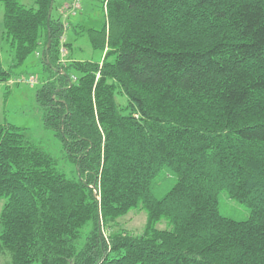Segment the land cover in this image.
<instances>
[{
  "label": "trees",
  "instance_id": "obj_1",
  "mask_svg": "<svg viewBox=\"0 0 264 264\" xmlns=\"http://www.w3.org/2000/svg\"><path fill=\"white\" fill-rule=\"evenodd\" d=\"M0 1L13 66L36 54L48 73L35 101L70 166L0 124L11 264H264V0H104L86 29L101 61L64 63L54 0ZM220 192L249 217L220 214ZM131 210L140 233L120 226Z\"/></svg>",
  "mask_w": 264,
  "mask_h": 264
},
{
  "label": "rangeland",
  "instance_id": "obj_2",
  "mask_svg": "<svg viewBox=\"0 0 264 264\" xmlns=\"http://www.w3.org/2000/svg\"><path fill=\"white\" fill-rule=\"evenodd\" d=\"M27 7L34 6L33 0H20ZM76 0H54L51 14L58 17L64 24V32L60 42L67 49L65 58L77 61L99 62L103 51L94 48L86 32L88 28L100 29L105 22L104 0H80L78 7H73ZM3 13L4 6L0 1V60L5 69L12 71V76L6 82H0V124H11L22 128L25 134L39 142L40 147L58 160L59 169L69 174L70 166L63 161L61 142L53 133L44 128L41 119V109L35 101V91L40 84V79L48 75L41 68L36 54H31L20 65L13 66V52L8 41L3 38ZM35 76L36 84L17 82L16 79ZM116 102L121 106L126 105L124 94H114ZM165 177L154 188L157 197L167 192L175 182L174 175L164 171ZM4 199L0 198V211ZM218 210L220 214L235 220H246L250 211L243 203L229 198L226 192L218 194ZM147 220L146 212L131 210L119 219L120 226L127 231L140 233ZM159 228L165 227V222L158 224ZM0 264H11L10 255L0 252Z\"/></svg>",
  "mask_w": 264,
  "mask_h": 264
},
{
  "label": "built area",
  "instance_id": "obj_3",
  "mask_svg": "<svg viewBox=\"0 0 264 264\" xmlns=\"http://www.w3.org/2000/svg\"><path fill=\"white\" fill-rule=\"evenodd\" d=\"M79 2L80 0H76L75 3L73 4V7H78L79 6ZM59 55H60V59L59 61L61 63H64L67 61L66 54H67V50L66 47H64V43H60V47H59ZM15 81L17 82H25L27 84H36L38 82V79L35 76H30L28 78H20V79H16Z\"/></svg>",
  "mask_w": 264,
  "mask_h": 264
},
{
  "label": "water",
  "instance_id": "obj_4",
  "mask_svg": "<svg viewBox=\"0 0 264 264\" xmlns=\"http://www.w3.org/2000/svg\"><path fill=\"white\" fill-rule=\"evenodd\" d=\"M48 44H49V40H48Z\"/></svg>",
  "mask_w": 264,
  "mask_h": 264
},
{
  "label": "crops",
  "instance_id": "obj_5",
  "mask_svg": "<svg viewBox=\"0 0 264 264\" xmlns=\"http://www.w3.org/2000/svg\"><path fill=\"white\" fill-rule=\"evenodd\" d=\"M65 45V44H64ZM67 49V48H66Z\"/></svg>",
  "mask_w": 264,
  "mask_h": 264
}]
</instances>
